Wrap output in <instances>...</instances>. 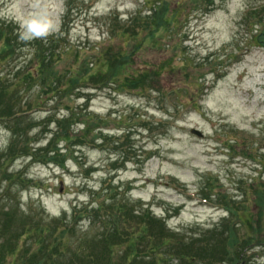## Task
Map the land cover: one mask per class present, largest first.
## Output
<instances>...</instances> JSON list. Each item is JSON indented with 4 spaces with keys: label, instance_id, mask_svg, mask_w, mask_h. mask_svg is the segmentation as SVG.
I'll list each match as a JSON object with an SVG mask.
<instances>
[{
    "label": "rangeland",
    "instance_id": "rangeland-1",
    "mask_svg": "<svg viewBox=\"0 0 264 264\" xmlns=\"http://www.w3.org/2000/svg\"><path fill=\"white\" fill-rule=\"evenodd\" d=\"M72 1L76 8L64 20L68 0H0V17L17 22L20 39L16 52L0 58V70L15 87L20 104L43 99L42 106H34L19 119L0 120V151L12 142L13 128L25 126L29 142L37 146L59 129L57 118L75 114L79 121L90 122V127L83 122L71 126L70 132L79 138L59 143L61 150L75 148L65 168L31 162L28 156L6 163L10 172L23 170L28 178L25 183L16 177L8 181L12 188L6 195L20 205V212L32 209L49 220L65 214L70 219L75 206L91 209L113 195L106 204L116 201L123 207L127 202L138 212L152 208L167 218L168 226L190 235L222 220L218 192L241 199L256 195V189L264 190V45L252 39L256 29L243 20L249 6L264 0H217L205 12L183 9V23L178 26L182 36L170 40L168 32L163 39L166 47L150 43L132 52L127 70L118 73L115 81L97 82L95 77L67 90L81 58L83 62L89 54L93 74L101 77L133 43L131 34L121 36L110 30V14L126 19L140 8L149 12V2L144 0ZM33 13L55 19L58 29L52 33L61 32L63 41L53 47L58 54L45 59L51 69L47 73L59 79L57 91L40 90L31 85L30 77L16 72L19 67H37L35 55L49 51L33 39H21V19ZM134 70L163 75L149 76L141 89L124 83V74ZM192 127L204 136L194 134ZM85 128L98 135L104 128V136L88 141ZM81 140L85 142L79 144ZM1 177L2 172L0 186L4 187L8 179ZM108 186H116L113 193L109 194ZM103 187L100 197L92 192ZM91 226L90 218H81L74 233H66L67 241L75 244L81 232H93ZM241 229V234L249 231L245 225ZM262 247H253L248 264L261 259L264 264Z\"/></svg>",
    "mask_w": 264,
    "mask_h": 264
},
{
    "label": "trees",
    "instance_id": "trees-1",
    "mask_svg": "<svg viewBox=\"0 0 264 264\" xmlns=\"http://www.w3.org/2000/svg\"><path fill=\"white\" fill-rule=\"evenodd\" d=\"M144 1L147 4L149 2L147 5L149 12H146L148 9L140 8L127 19L119 18L115 12L108 17L107 22L111 25V31L121 36L131 34L134 37L133 43L123 52L124 55L116 56L117 59L112 61L114 68L103 73L101 77L93 74L94 65L90 66L91 60L88 54L83 62L81 58L80 63L73 70L67 90L80 88L95 77L98 79L97 82L115 81L118 73L123 69L127 70L132 52H137L150 43L161 48L166 47L163 39L168 32L170 40L183 35L178 30V26L183 23V9H202L205 12L213 9L217 2V0H176L175 6L173 2L175 0ZM73 5V1L69 0L66 18L74 10ZM243 20L251 29H256L252 39L264 45V1L249 6ZM258 25L260 29L255 28ZM2 39L0 58L4 53H9L7 56L12 54L19 43L17 26L13 21L0 19V40ZM62 41L60 34L34 38L32 43H37L42 48L49 47L46 49L49 51L47 54L39 52L35 55L37 67L32 66V69L23 70L18 66L16 72L19 74L23 72L26 79L27 76L30 77L31 82L33 81L31 85H38L40 90L45 92H49V88L59 90L56 88L59 79L50 76L51 69L47 68L50 63L45 59L58 54L53 47H59ZM174 51L178 55L176 48ZM220 59L222 60L223 57ZM47 70L50 71L47 73ZM221 72L222 68L217 71L218 74ZM153 75L163 74L156 70L150 72L134 70L132 73L124 74L126 77L124 83L143 89L146 88L147 78ZM201 84L204 88V82ZM12 85L0 70V120L3 121L19 119L34 106L43 105V99L36 103L33 100L28 104H20L15 87ZM48 119L53 121L51 116H48ZM68 120L73 121L65 126ZM57 121L60 122L59 129L55 130L45 143L37 146L35 145L37 141L35 146L31 145V141L29 142V129L25 126L13 128L12 142L6 149L0 151L1 178L8 179L4 187L0 186V264H126L129 260H134L138 264H248L253 247L260 246L263 249L264 216L263 218L261 216L264 213V190L259 191L260 189H256V195H247L239 201L230 199L223 192H218L219 202L228 208L230 215L213 228L190 235L169 227L164 218L155 215L150 209L138 212V209L127 202L123 207L120 204L116 205V201L106 204L113 195L106 197L104 201H99L91 209H88V206L81 208L75 206L70 219L65 214L51 216L49 220L43 214H35L32 209L28 213H25V210L20 212V205L11 197H7L12 188V184L8 181L16 177L17 180L25 183L28 178L23 170L20 171L21 173L10 172L6 163L20 156H28L32 162L44 161L49 165L60 164L64 168L66 161L71 157L69 153L75 152V148L67 149L66 146L61 150L62 146H59V143L62 140L71 142L75 137L79 138L78 134L70 132V127L74 124L83 122L84 126L90 127L88 120L79 121L75 114L68 119L57 118ZM103 130L102 128V132L98 135L97 132L85 128L91 138L88 141L101 139V135L104 136ZM83 142L85 141L81 140L79 144ZM105 188L92 192L100 197ZM115 188L116 186H108L109 194L113 193ZM3 198L6 202L4 204ZM83 217L91 219L93 232H81L75 244H71L66 239V233H74L77 222ZM97 225H102L103 229L98 230ZM241 225L247 226L249 231L241 234ZM20 238H24L25 242ZM137 243L138 246H135ZM9 256L12 257L10 261ZM261 263L262 259L258 264Z\"/></svg>",
    "mask_w": 264,
    "mask_h": 264
},
{
    "label": "clouds",
    "instance_id": "clouds-1",
    "mask_svg": "<svg viewBox=\"0 0 264 264\" xmlns=\"http://www.w3.org/2000/svg\"><path fill=\"white\" fill-rule=\"evenodd\" d=\"M20 23L22 40L45 38L58 29L57 21L44 13H33L21 19Z\"/></svg>",
    "mask_w": 264,
    "mask_h": 264
},
{
    "label": "water",
    "instance_id": "water-1",
    "mask_svg": "<svg viewBox=\"0 0 264 264\" xmlns=\"http://www.w3.org/2000/svg\"><path fill=\"white\" fill-rule=\"evenodd\" d=\"M192 131L199 134V135H202V132L196 128L192 129Z\"/></svg>",
    "mask_w": 264,
    "mask_h": 264
}]
</instances>
